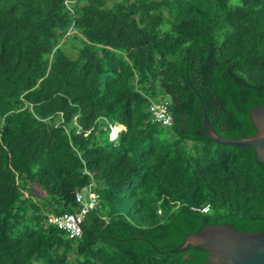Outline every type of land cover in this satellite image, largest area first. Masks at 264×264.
<instances>
[{"label":"trees","instance_id":"1","mask_svg":"<svg viewBox=\"0 0 264 264\" xmlns=\"http://www.w3.org/2000/svg\"><path fill=\"white\" fill-rule=\"evenodd\" d=\"M263 103L264 0H0V264H204L188 234L264 232V164L202 127L254 135ZM76 192L70 238L47 217Z\"/></svg>","mask_w":264,"mask_h":264},{"label":"water","instance_id":"2","mask_svg":"<svg viewBox=\"0 0 264 264\" xmlns=\"http://www.w3.org/2000/svg\"><path fill=\"white\" fill-rule=\"evenodd\" d=\"M202 127L207 137L221 144L237 147H253L255 157L264 164V103L250 109L251 121L256 133L240 139H229L219 135L209 124L205 109ZM188 247L208 252L204 264H264V232H243L227 224H212L198 232L188 234L177 251Z\"/></svg>","mask_w":264,"mask_h":264},{"label":"built area","instance_id":"3","mask_svg":"<svg viewBox=\"0 0 264 264\" xmlns=\"http://www.w3.org/2000/svg\"><path fill=\"white\" fill-rule=\"evenodd\" d=\"M149 111L151 113L154 122L161 125H170L171 115L167 108L166 103H153L149 106ZM86 190L87 189H83ZM75 200L80 202L81 207L76 213H64L59 215H49L47 217V222L56 226L57 228L66 232L68 237L74 238L81 234V221L88 210L93 207L98 201V195L94 193H88L87 198L84 199L83 192L75 193ZM208 206L205 205L201 208L202 212H205Z\"/></svg>","mask_w":264,"mask_h":264},{"label":"rangeland","instance_id":"4","mask_svg":"<svg viewBox=\"0 0 264 264\" xmlns=\"http://www.w3.org/2000/svg\"><path fill=\"white\" fill-rule=\"evenodd\" d=\"M231 3L235 4L237 0H230ZM122 129L120 126H113L110 131V138L114 139L117 133Z\"/></svg>","mask_w":264,"mask_h":264},{"label":"clouds","instance_id":"5","mask_svg":"<svg viewBox=\"0 0 264 264\" xmlns=\"http://www.w3.org/2000/svg\"><path fill=\"white\" fill-rule=\"evenodd\" d=\"M115 126H117V125H115Z\"/></svg>","mask_w":264,"mask_h":264}]
</instances>
